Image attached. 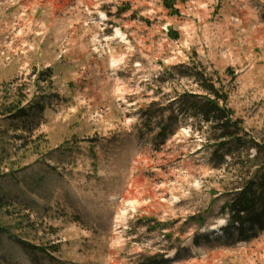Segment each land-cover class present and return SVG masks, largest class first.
<instances>
[{
	"label": "rangeland",
	"instance_id": "374dc122",
	"mask_svg": "<svg viewBox=\"0 0 264 264\" xmlns=\"http://www.w3.org/2000/svg\"><path fill=\"white\" fill-rule=\"evenodd\" d=\"M193 63L264 145V0H0V104L44 105L0 113V264H264L221 209L264 153L169 106Z\"/></svg>",
	"mask_w": 264,
	"mask_h": 264
},
{
	"label": "trees",
	"instance_id": "16d2710c",
	"mask_svg": "<svg viewBox=\"0 0 264 264\" xmlns=\"http://www.w3.org/2000/svg\"><path fill=\"white\" fill-rule=\"evenodd\" d=\"M47 73V70L44 71ZM39 80H45L44 74L40 73ZM39 74V75H40ZM198 85L201 93L185 92L178 93L170 103L181 101L185 104V114L191 117H199L202 121L210 124L218 133L216 146L225 147L232 142L235 146L245 149L250 145L256 151L255 157L264 153L263 143H258L251 137H248L242 126V121L233 116V110L228 106V91L224 83L217 77L218 85L209 78L203 69L192 64L187 73ZM48 76H50L48 74ZM23 101L25 105H23ZM32 100L26 99V95H20L15 101L2 106L0 104V113L11 116V118H20L30 114L41 113L44 105H36ZM179 113L183 112L178 109ZM34 113V114H35ZM146 115V114H145ZM144 115V116H145ZM29 128L27 127V131ZM246 150V149H245ZM230 153V151H225ZM223 160V158H222ZM240 158L233 159L231 164H240L244 167ZM247 160V161H246ZM245 162L251 159L246 155ZM228 199L222 204V211L227 214V226H236L240 234L244 233L243 228L248 227L250 236H256L264 231V164L254 165L245 171L240 177V182L228 195ZM6 201L0 196V209ZM201 224V223H200Z\"/></svg>",
	"mask_w": 264,
	"mask_h": 264
},
{
	"label": "bare ground",
	"instance_id": "6f19581e",
	"mask_svg": "<svg viewBox=\"0 0 264 264\" xmlns=\"http://www.w3.org/2000/svg\"><path fill=\"white\" fill-rule=\"evenodd\" d=\"M214 228H217L215 225L213 226Z\"/></svg>",
	"mask_w": 264,
	"mask_h": 264
}]
</instances>
